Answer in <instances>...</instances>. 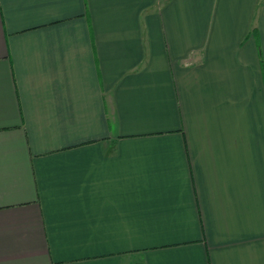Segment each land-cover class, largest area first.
<instances>
[{
    "label": "crops",
    "instance_id": "obj_1",
    "mask_svg": "<svg viewBox=\"0 0 264 264\" xmlns=\"http://www.w3.org/2000/svg\"><path fill=\"white\" fill-rule=\"evenodd\" d=\"M0 264H264V0H0Z\"/></svg>",
    "mask_w": 264,
    "mask_h": 264
}]
</instances>
